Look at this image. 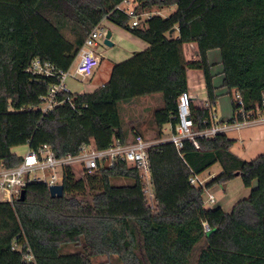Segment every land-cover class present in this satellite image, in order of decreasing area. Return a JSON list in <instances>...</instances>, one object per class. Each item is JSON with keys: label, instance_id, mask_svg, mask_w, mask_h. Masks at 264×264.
I'll list each match as a JSON object with an SVG mask.
<instances>
[{"label": "trees", "instance_id": "trees-1", "mask_svg": "<svg viewBox=\"0 0 264 264\" xmlns=\"http://www.w3.org/2000/svg\"><path fill=\"white\" fill-rule=\"evenodd\" d=\"M121 1L0 0V163L19 165L23 156L13 148L20 145L48 144L63 157L83 146L128 144L137 136L151 140L153 134L160 141L167 124L176 133L177 101L188 92L190 69L203 71L207 91V105L192 102L193 130L211 128L220 96L208 58L215 49L221 53V87L232 96L234 113L226 122L264 113V0H136L141 10L175 8L140 26L117 8ZM105 20L148 47L116 63L95 91L60 94L65 102L43 112L60 72L73 67L88 35ZM187 43L197 44L198 60H186ZM36 59L57 74L28 71ZM156 94L162 101L148 111L150 127L143 120L128 129L121 104ZM196 141L184 140L180 149L170 141L149 148L154 206L138 169L122 160L91 173L81 170V177L66 167L61 198L52 197L46 183H28L24 200L0 201V264H94L98 256H116L121 264H264V154L242 159L231 150L236 140L223 132ZM217 163L221 173L206 188L190 182ZM237 173L247 187L257 182L250 196L231 212L206 208L205 190ZM117 177L133 182L114 185Z\"/></svg>", "mask_w": 264, "mask_h": 264}, {"label": "built area", "instance_id": "built-area-1", "mask_svg": "<svg viewBox=\"0 0 264 264\" xmlns=\"http://www.w3.org/2000/svg\"><path fill=\"white\" fill-rule=\"evenodd\" d=\"M117 8L131 17L132 26L142 25L145 20L155 13L153 11L138 9L136 0H122ZM108 31L104 22L97 25L91 31L80 49L75 68L60 72V81L52 85L49 94L44 97V102L41 106L43 112H47L56 105L65 102V100L59 101L58 96L70 92L66 84L69 76L91 77L94 74L96 68L101 63V60L95 54L94 47L98 46L100 40L106 39ZM28 71L45 75L57 74L53 65L50 63H42L38 59L33 61ZM237 99L238 104L243 105L240 94L237 95ZM192 102L193 98L189 92H183L178 97L179 122L176 127V133L172 132L168 139H162L160 141H170L180 149L183 147L184 140H191L197 145V137L211 138L218 133H224L230 129H238L250 124L264 122L263 113L257 118H249L244 121L236 120L232 123L214 122L211 128L194 131L193 121L191 119ZM241 112H244L242 107L239 109V113ZM160 141L144 140L141 136H137L128 144H122L120 141H116L107 149H96L92 145L83 146L78 154H68L63 157H58L48 144L39 146L36 149L29 147L19 165L6 167L3 163H0V201L14 202L19 200L28 183L33 181L46 183L49 187L63 184L64 170L68 166L79 167L81 170L91 173L100 165L112 166L116 160H122L138 169L145 193L149 197L152 206H154L155 195L148 150L152 145ZM190 182L195 186L206 188L207 181L202 180L200 175L193 174ZM205 193L203 195L204 203L216 202L215 196L209 192V189H206ZM204 228L205 231H210L208 223H204Z\"/></svg>", "mask_w": 264, "mask_h": 264}, {"label": "rangeland", "instance_id": "rangeland-1", "mask_svg": "<svg viewBox=\"0 0 264 264\" xmlns=\"http://www.w3.org/2000/svg\"><path fill=\"white\" fill-rule=\"evenodd\" d=\"M161 16H168L171 13V9H161L158 10ZM105 27L112 32L111 40L114 42L113 46L105 44L104 40H100L98 46L94 47L95 54L101 60L100 65L96 68L95 72L98 70V73L95 75L94 79L92 77H73L69 76L66 80V84L71 86V88H80V93H91L95 91L98 87L102 86L103 83L107 82L110 79V73L108 68L110 64L115 60L122 62L128 58L122 59L123 56V42H121L123 31L118 26L113 25L109 21H104ZM218 52V55L215 53L211 54V57H220V50L215 49ZM212 64L214 67L217 66L216 60ZM117 62V63H119ZM220 65V64H219ZM219 67V66H218ZM192 81L195 79V75L192 77ZM215 85L220 86L219 88V99L217 105L213 108V113L215 117V123H221L223 120H228L233 116V105H232V96L228 92V89L222 86V82H219V75L215 76ZM84 85V86H83ZM197 95L199 99L205 101L206 93L205 88L198 90ZM159 104L162 99L160 97L154 96L152 102ZM143 102V98L135 99L132 102L121 104V115L125 121V125L128 129H131L133 126L132 119H139L142 117V121L145 120V125L147 128L151 124V114L141 110V105H146L147 102ZM151 103V102H150ZM149 118V120H148ZM226 122V121H225ZM230 138L235 139L236 142L231 148L232 152L246 161H252L258 156L264 154V122L250 124L247 126L240 127L238 129H230L226 132ZM151 135V134H150ZM153 136V134L151 135ZM28 145H20L13 148V151L19 155H24L28 151ZM77 176L81 177V169L75 167ZM222 167L219 163L215 164L209 170L203 172L200 175V178L204 181H209L212 177H215L221 173ZM133 181L128 178L117 177L112 179L114 185H128ZM257 187V182L253 183V186L247 187L242 177L236 176L234 179L224 183L222 185H216L212 189H209L216 199L215 203H205L206 208H213L216 206H221L226 212H231L235 204L245 198H248L252 190ZM205 193V198H206ZM204 198V197H203ZM69 250H75L74 247H69ZM94 264H121L116 256H98L93 259Z\"/></svg>", "mask_w": 264, "mask_h": 264}, {"label": "crops", "instance_id": "crops-1", "mask_svg": "<svg viewBox=\"0 0 264 264\" xmlns=\"http://www.w3.org/2000/svg\"><path fill=\"white\" fill-rule=\"evenodd\" d=\"M171 9V12H173L175 10V8H169ZM159 9H154L153 12L155 13H160L158 11ZM123 34H122V39L120 37L121 42H123V51L124 54L123 56H121L122 59L124 58H128L131 57L135 52L137 51H142L145 50L148 47V43H146L145 41H143L142 39L136 37L135 35H133L132 33L123 30ZM179 35V29L176 28L174 33L172 34L173 37H178ZM215 53V55H218L217 50H211L208 52V58L210 60V62H214L211 60H216V67H213V71L215 74L219 75V82L221 83L223 81V74H222V60L219 57H214V59L211 57V54ZM184 54H185V58L187 61H193V60H198L199 59V49L196 43H187L184 45ZM221 55V54H220ZM115 60H120V59H115ZM113 60L110 64V67L108 68V72L111 75V71L113 66L119 62V61H115ZM77 63V60L75 61V63L73 64V69L75 68ZM220 64V65H219ZM219 66V67H218ZM98 73V70L96 72H94V74L91 76L93 79L95 77V75ZM195 75V79L192 81V76ZM216 80V79H215ZM106 83V82H105ZM103 83V84H105ZM69 88L70 92L73 93H80V88L76 87V88H71V86L67 85ZM84 86V85H83ZM205 88V93H206V98L205 101H203V99H199L197 92L199 89L201 88ZM99 88V87H98ZM188 92L192 95L193 98V103L195 106L197 107H204L205 105H207V91H206V84H205V78H204V74L202 70H198V69H190L188 70ZM157 97H160L159 94L154 95ZM154 96H150L147 98H143V102H147L146 105H141V110L144 112H148V111H152L154 110L158 105L161 104V102L159 104L155 103L154 101L152 102V100L154 99ZM161 99V97H160ZM151 102V103H150ZM142 117L139 119H132L131 122H133V126L139 124L140 121H142ZM226 121V120H223ZM172 134V126L170 124H167L164 128V137L162 138L163 140H166L170 137V135ZM152 135V134H151ZM150 136L151 140L153 141H159L156 139H152L153 136Z\"/></svg>", "mask_w": 264, "mask_h": 264}, {"label": "water", "instance_id": "water-1", "mask_svg": "<svg viewBox=\"0 0 264 264\" xmlns=\"http://www.w3.org/2000/svg\"><path fill=\"white\" fill-rule=\"evenodd\" d=\"M175 29L171 30L170 35H172L174 33ZM112 37V32L109 30L107 33V37L104 40L105 44L109 45V46H113L114 42L111 40ZM237 176H239V173H237ZM49 191L52 197H58L61 198L64 196L65 194V190H64V185L60 184V185H52L49 187ZM25 193L26 191L23 190L22 195L20 197L19 200H24L25 199Z\"/></svg>", "mask_w": 264, "mask_h": 264}]
</instances>
